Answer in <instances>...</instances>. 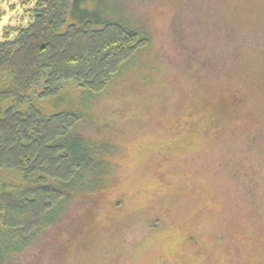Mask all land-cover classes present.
Instances as JSON below:
<instances>
[{
	"label": "rangeland",
	"instance_id": "374dc122",
	"mask_svg": "<svg viewBox=\"0 0 264 264\" xmlns=\"http://www.w3.org/2000/svg\"><path fill=\"white\" fill-rule=\"evenodd\" d=\"M28 7L0 0V40ZM81 7L150 43L101 93L46 108L84 115L91 164L60 221L2 264H264V0Z\"/></svg>",
	"mask_w": 264,
	"mask_h": 264
},
{
	"label": "trees",
	"instance_id": "16d2710c",
	"mask_svg": "<svg viewBox=\"0 0 264 264\" xmlns=\"http://www.w3.org/2000/svg\"><path fill=\"white\" fill-rule=\"evenodd\" d=\"M82 2L21 0L28 24L0 40V264L60 221L91 164L74 133L84 115L46 108L70 88L101 93L150 43L117 21L96 25Z\"/></svg>",
	"mask_w": 264,
	"mask_h": 264
}]
</instances>
